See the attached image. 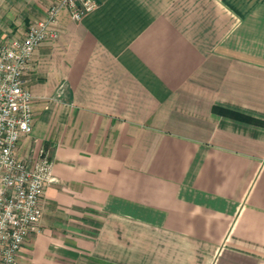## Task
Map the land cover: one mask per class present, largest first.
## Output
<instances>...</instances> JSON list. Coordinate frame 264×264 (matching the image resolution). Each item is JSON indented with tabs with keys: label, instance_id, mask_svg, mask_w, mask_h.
I'll return each instance as SVG.
<instances>
[{
	"label": "crops",
	"instance_id": "0c3cea01",
	"mask_svg": "<svg viewBox=\"0 0 264 264\" xmlns=\"http://www.w3.org/2000/svg\"><path fill=\"white\" fill-rule=\"evenodd\" d=\"M61 0H0L23 36ZM80 3L83 0H74ZM63 6L26 84L56 180L17 264H264V0Z\"/></svg>",
	"mask_w": 264,
	"mask_h": 264
},
{
	"label": "built area",
	"instance_id": "2783aa9c",
	"mask_svg": "<svg viewBox=\"0 0 264 264\" xmlns=\"http://www.w3.org/2000/svg\"><path fill=\"white\" fill-rule=\"evenodd\" d=\"M63 6L79 21L97 7L96 0H61L47 16L32 23L25 35L0 42V264H17L24 243L40 231V198L56 180L50 150L39 149L28 165L17 156L22 136L33 130V95L26 84L32 58L47 40L59 37L58 13Z\"/></svg>",
	"mask_w": 264,
	"mask_h": 264
},
{
	"label": "trees",
	"instance_id": "16d2710c",
	"mask_svg": "<svg viewBox=\"0 0 264 264\" xmlns=\"http://www.w3.org/2000/svg\"><path fill=\"white\" fill-rule=\"evenodd\" d=\"M214 109L216 112L231 115V116L238 118V119L264 124V120L246 115V114H244L240 111L234 110V109L220 107V106H215Z\"/></svg>",
	"mask_w": 264,
	"mask_h": 264
},
{
	"label": "rangeland",
	"instance_id": "374dc122",
	"mask_svg": "<svg viewBox=\"0 0 264 264\" xmlns=\"http://www.w3.org/2000/svg\"><path fill=\"white\" fill-rule=\"evenodd\" d=\"M15 35H13V36H1L0 35V42L1 41H4V40H7V39H9V38H12V37H14Z\"/></svg>",
	"mask_w": 264,
	"mask_h": 264
}]
</instances>
